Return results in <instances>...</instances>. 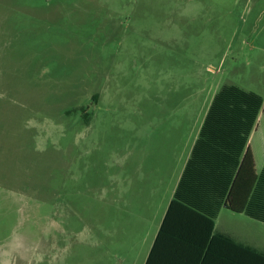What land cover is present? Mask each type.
<instances>
[{
	"label": "rangeland",
	"instance_id": "rangeland-1",
	"mask_svg": "<svg viewBox=\"0 0 264 264\" xmlns=\"http://www.w3.org/2000/svg\"><path fill=\"white\" fill-rule=\"evenodd\" d=\"M224 85L264 97V0H0V264H145Z\"/></svg>",
	"mask_w": 264,
	"mask_h": 264
},
{
	"label": "trees",
	"instance_id": "trees-1",
	"mask_svg": "<svg viewBox=\"0 0 264 264\" xmlns=\"http://www.w3.org/2000/svg\"><path fill=\"white\" fill-rule=\"evenodd\" d=\"M263 105L262 95L237 85L214 96L145 264H211L221 239L233 264H264V253L214 229L220 210L234 209L231 188ZM243 211L264 222V166Z\"/></svg>",
	"mask_w": 264,
	"mask_h": 264
},
{
	"label": "crops",
	"instance_id": "crops-1",
	"mask_svg": "<svg viewBox=\"0 0 264 264\" xmlns=\"http://www.w3.org/2000/svg\"><path fill=\"white\" fill-rule=\"evenodd\" d=\"M261 122H264V105H263L262 110L260 111L256 125L249 137L248 143L246 145V148H245V151L242 157V164L238 170L233 186L231 188L230 204L234 209L232 208L230 209L228 208V206L225 205L220 210L217 218L215 219L214 229L217 233L228 235L237 244L250 247L252 249L257 250L260 253H264V241L256 237H250L249 235L245 234L244 232H240L238 229H235L232 226V224L236 220H241V222L244 225L249 227L251 224L248 220H244L246 219L245 217H247L248 219L252 221L264 224V222L256 221L248 217L243 211L246 205L248 196L250 194L251 188L254 185L255 180L259 176L264 166V136L263 135L260 134L256 139L257 149L252 148L253 135L254 134L256 135L258 133ZM257 156L258 158L259 157L260 158L257 159ZM225 241L226 240L221 239V242L219 243V245L216 246V248L214 249L216 254H214L213 261L211 262V264H233L231 261L223 257L225 253L229 254V249H233L232 247L225 246V244L223 245Z\"/></svg>",
	"mask_w": 264,
	"mask_h": 264
}]
</instances>
